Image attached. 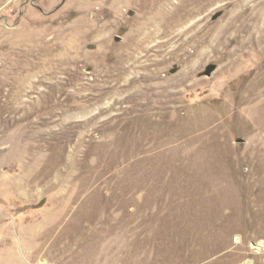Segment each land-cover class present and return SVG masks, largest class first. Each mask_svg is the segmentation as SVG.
Here are the masks:
<instances>
[{
  "label": "rangeland",
  "instance_id": "obj_1",
  "mask_svg": "<svg viewBox=\"0 0 264 264\" xmlns=\"http://www.w3.org/2000/svg\"><path fill=\"white\" fill-rule=\"evenodd\" d=\"M227 2L187 27L264 11ZM143 14L0 0V264H264V21L194 65L179 26L141 48Z\"/></svg>",
  "mask_w": 264,
  "mask_h": 264
},
{
  "label": "bare ground",
  "instance_id": "obj_2",
  "mask_svg": "<svg viewBox=\"0 0 264 264\" xmlns=\"http://www.w3.org/2000/svg\"><path fill=\"white\" fill-rule=\"evenodd\" d=\"M158 1L159 2L164 1V3L165 2L170 3V0H155V2H158ZM218 1L219 0H182V1H180V3H177L178 5H176V7L172 11H169V9L166 8L168 6L166 3H165L166 5L160 4L159 8L154 9L152 7L153 2H151V0H117V4H127V5L134 4V5H137L139 8H141L142 10H144V14L141 18L142 21L139 22V24H140L139 30L141 31V32L140 31L139 32L141 34L143 31L145 32L146 30L147 31L151 30V31H149V33L147 34L146 37H144L143 39H141L139 41L141 48H143V46L146 44L147 41L154 40L155 38H159V39L160 38H167L166 41L163 40V42H159L158 45L156 46L158 48L157 50L159 52H162L164 47H166L169 43L172 42L173 39H175V38H171V32H172V30L174 31L179 26V29H176V31L177 30L179 31L178 36L176 35V37H177L176 39H178V42L179 43L181 42V44L178 47H176L175 49H173L172 51L168 52V54L170 57L172 56L173 58L177 57L179 59L191 61L190 63L194 64V63H196V58H198V57L202 58V57H205L207 55L204 52L197 49L198 47L201 48L200 47L201 44L208 45V47L212 46L216 41L219 42L222 39L226 38L227 35L232 30H234L236 28H239L240 31H244V32L248 31L249 32V31H251V28L254 29V27L256 25H258L261 21H264V14H263L264 11H258V7L263 6V2H259V3L257 2L256 5L253 7L252 12L248 13L246 18H244V14L246 15L247 11L243 15H233L231 17L230 21H228V23L226 24V26H224V29L221 32L219 31V33H217L216 30H215L216 32H213L214 30L208 29L206 26L201 27L200 24L202 23L203 17L200 18L194 25L187 27L188 24H190V22H192L191 20L193 19V17H194V19L196 17H198V18L201 17V15L206 10L208 11V9L213 7L215 5V3ZM225 1H228L225 5V7L228 9L230 7L235 8L240 3L241 0H225ZM190 6H191V8L187 12H185L184 9L187 7H190ZM153 9L155 10L153 12V15H152L153 17L146 20L147 14L149 12H152ZM183 11H184V13H182ZM100 12H101V10H100ZM242 17L244 18V20L241 21ZM238 23H239V25H237ZM182 25H186V26L183 27ZM180 27H183V28L181 29ZM190 33H192L191 36L189 35ZM188 36H190V37H188ZM186 37H188V38L185 39ZM190 43H195V46L197 45V47H195L196 51L194 53H190L186 49V47ZM165 60H168V58ZM145 77H143V78H145ZM147 78H149V77L147 76ZM143 81H144V79H143ZM142 87H144V86H142ZM145 87H144V89L148 88V86L146 88ZM151 90L152 89H150V91ZM142 91H143V89H142ZM142 91H141V94L142 93L144 94V92H142ZM151 93H153V92L151 91ZM11 249H12V247H11ZM25 249L27 251L25 253H28V255H29V258H26L27 260L34 262L35 260H37L39 258L37 252L31 253L28 251L27 247H25ZM259 249L262 250L264 248L261 247ZM14 260H15L16 264H22L20 259H18V255L14 256Z\"/></svg>",
  "mask_w": 264,
  "mask_h": 264
},
{
  "label": "water",
  "instance_id": "obj_3",
  "mask_svg": "<svg viewBox=\"0 0 264 264\" xmlns=\"http://www.w3.org/2000/svg\"><path fill=\"white\" fill-rule=\"evenodd\" d=\"M217 17H215V19H217ZM217 66L215 64H211L206 68V71L204 72L203 76H207V77H211L212 74L216 71Z\"/></svg>",
  "mask_w": 264,
  "mask_h": 264
},
{
  "label": "built area",
  "instance_id": "obj_4",
  "mask_svg": "<svg viewBox=\"0 0 264 264\" xmlns=\"http://www.w3.org/2000/svg\"><path fill=\"white\" fill-rule=\"evenodd\" d=\"M235 241L237 242L238 241V239H235ZM262 252V251H261Z\"/></svg>",
  "mask_w": 264,
  "mask_h": 264
}]
</instances>
